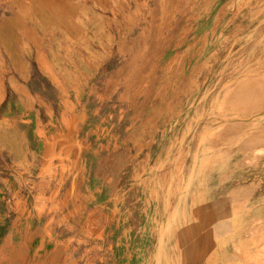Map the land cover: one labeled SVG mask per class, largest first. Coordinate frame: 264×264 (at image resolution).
Returning <instances> with one entry per match:
<instances>
[{
  "label": "rangeland",
  "instance_id": "obj_1",
  "mask_svg": "<svg viewBox=\"0 0 264 264\" xmlns=\"http://www.w3.org/2000/svg\"><path fill=\"white\" fill-rule=\"evenodd\" d=\"M0 3V18L21 21L22 83L58 104L53 132L90 128L96 173L116 201L143 194L170 234L198 228L222 196L234 207L228 264H264V211L248 220L250 202L264 205V0ZM73 145L54 137L47 176ZM57 190L39 195L40 212ZM84 232L70 250H0V264H96V219Z\"/></svg>",
  "mask_w": 264,
  "mask_h": 264
},
{
  "label": "crops",
  "instance_id": "obj_2",
  "mask_svg": "<svg viewBox=\"0 0 264 264\" xmlns=\"http://www.w3.org/2000/svg\"><path fill=\"white\" fill-rule=\"evenodd\" d=\"M4 9L0 3V12ZM21 27V21L0 18V250H70L81 244L85 224L92 218L96 219V264H228L233 247L231 201L214 196L198 228L193 225L185 233L167 234L159 223V206H149L143 194L139 200L132 195L118 202L105 190L96 173L90 128L84 137L77 135L76 128L75 135L52 131L62 122V116L54 114L58 104L22 83L15 47V29ZM47 74L55 76L50 70L43 73ZM78 110L93 125L94 115ZM96 121L101 122L97 116ZM54 137L71 145L80 141L82 151L76 156L73 145L70 162L58 165L53 159L56 175L49 177L45 165ZM55 189L54 200L46 201L40 212L39 195L47 198ZM60 202L64 207L58 209ZM250 203L248 220L264 211L259 198Z\"/></svg>",
  "mask_w": 264,
  "mask_h": 264
},
{
  "label": "bare ground",
  "instance_id": "obj_3",
  "mask_svg": "<svg viewBox=\"0 0 264 264\" xmlns=\"http://www.w3.org/2000/svg\"><path fill=\"white\" fill-rule=\"evenodd\" d=\"M257 68H259V67H257ZM256 69V68H255ZM250 73V72H249ZM256 74V73H255ZM246 78V77H245ZM243 82V81H242ZM242 84V83H241ZM253 87V86H252ZM237 96V95H236ZM257 97H258V95H257ZM250 107V106H249ZM245 110V109H244ZM252 115V114H251ZM234 123H236V122H234ZM240 123V122H239ZM253 124V123H252ZM245 126V125H244ZM252 128V127H251ZM241 131V130H240ZM245 131V130H244ZM261 132H263V131H261ZM242 133V132H241ZM240 133V134H241ZM249 136V135H248ZM248 136H246V137H248ZM240 141V140H239ZM242 143V142H241ZM233 145V144H232ZM237 146V145H236ZM233 148H235V147H233ZM261 149V148H260ZM233 150V149H232ZM254 160V159H253ZM253 163V162H252ZM245 199V198H244ZM242 206V205H241ZM215 221V220H214ZM257 222V221H256ZM256 227V226H255ZM235 228V227H234ZM236 233V232H235ZM250 242V241H249ZM248 242V243H249ZM238 243V242H237ZM243 246V245H242ZM240 255V254H239ZM214 257V256H213ZM241 257V256H240ZM248 258V257H247ZM263 260V259H262ZM252 262V261H251Z\"/></svg>",
  "mask_w": 264,
  "mask_h": 264
}]
</instances>
